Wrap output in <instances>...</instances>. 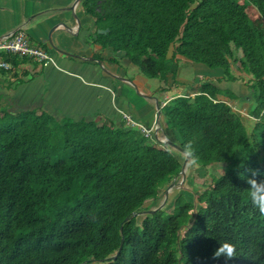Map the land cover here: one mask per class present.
Returning a JSON list of instances; mask_svg holds the SVG:
<instances>
[{
    "label": "trees",
    "instance_id": "trees-1",
    "mask_svg": "<svg viewBox=\"0 0 264 264\" xmlns=\"http://www.w3.org/2000/svg\"><path fill=\"white\" fill-rule=\"evenodd\" d=\"M242 1L82 0L97 30H109L95 40L99 58L117 48L162 81L179 58L223 70L217 83L244 80L237 65L250 77L253 129L234 109L241 98L213 81L168 101L173 143L191 142L198 169L224 173L198 208L182 191L171 209L133 217L160 207L182 153L124 123L0 107V264H224L212 254L225 241L238 248L230 264H264V216L247 195L253 171L264 179V0Z\"/></svg>",
    "mask_w": 264,
    "mask_h": 264
},
{
    "label": "crops",
    "instance_id": "crops-1",
    "mask_svg": "<svg viewBox=\"0 0 264 264\" xmlns=\"http://www.w3.org/2000/svg\"><path fill=\"white\" fill-rule=\"evenodd\" d=\"M75 1L0 0V39L23 29L30 45L45 51L55 62L44 66L31 58L0 51V59L13 66L12 71L0 69V106L2 102L12 113L48 112L58 119L94 120L100 124L110 120L117 125L125 124L121 115L125 112L149 129L157 123L159 140L179 144L180 135L156 108L157 103L161 110L168 101L183 95L180 91L169 95L171 89L178 91L190 80L193 84L213 81L243 100L245 92L249 93L247 81L217 83L223 78V71L204 77L196 64L182 62L183 58L176 61L175 75L168 76L165 87L135 82L136 78H142L140 74H145L144 70L126 58L124 52L114 48L102 53V58L97 56L101 53V46L95 41L98 30L81 3L73 12L69 10ZM55 48L80 58L65 57ZM13 60L18 64L14 65ZM155 94L164 96L161 103ZM162 121L171 128L169 136L161 135Z\"/></svg>",
    "mask_w": 264,
    "mask_h": 264
},
{
    "label": "rangeland",
    "instance_id": "rangeland-1",
    "mask_svg": "<svg viewBox=\"0 0 264 264\" xmlns=\"http://www.w3.org/2000/svg\"><path fill=\"white\" fill-rule=\"evenodd\" d=\"M241 2H243V1L241 0ZM248 14L253 19L258 17V11L256 10V8L254 6H250L248 8ZM98 31H97V33H98ZM235 55L238 58L241 57V55L238 54L237 52L235 53ZM181 61L187 62V61H185V59H181ZM233 66L235 69V73L239 77L244 78V80L242 79L241 81L242 82L248 81V77H247L248 75L241 72L238 69L237 65H233ZM196 67L198 68V70L201 74H204V77H206L207 75H214L216 73L221 74V72L223 71L221 69H209V68L202 66V65H197ZM140 76L142 78H136L134 81L137 83H141V81H143L145 83V81H146V83L148 85H152V86H155L157 88L166 86V83L164 82L165 80L162 81V80H158V79H151V78L147 77L145 74H140ZM128 77H129V74H128L127 78ZM122 78H125V77H122ZM203 80H205V79H203ZM130 81L136 86V84L132 80H130ZM203 83H205V82H203ZM184 86H183V88H181L178 91H176V89H173V90L171 89V92L169 93V95L170 94L173 95L179 91L182 92L183 95L197 91V90H199L200 83L199 84H193V81L190 80V81L186 82V84ZM156 97H159L160 103L162 102V100L164 98V96H158V95H156ZM234 102H235V104H234L235 107L238 109V110H236L237 113L242 118V120L245 123V125L247 126L249 132L252 131L254 124H253L252 118L250 117V114L252 113L253 109L256 106V103L253 99V93L249 90V93L245 92L244 100L238 99L236 101H232V103H234ZM2 105L3 104L1 102L0 107L2 109H5V106L4 105L2 106ZM238 111H244V112L239 113ZM165 124L166 123L162 121L163 128H162L161 135L167 134L169 136L171 128H170V126H168V125L166 126ZM145 127L148 128V126H146V125H145ZM184 157L185 156L182 154H180V156H179V158L181 159V161L183 163L185 161ZM223 173H224V167H222V166H220V167L219 166H213V167H210L207 169H198L197 166H192L189 163L187 165L185 175L180 176V179L174 184V188L169 193L168 199L166 200V201H168V205L170 204L168 209L172 208V204L174 203L175 198L182 191H183L182 193L185 194L187 199L189 201L193 202L195 204V206L198 208V206H199V202H198L199 195L205 190L206 187L211 186L214 183V180L217 179V177H220ZM165 198H166V196H165ZM164 201H165V199L162 201V203H164ZM147 206H150V203ZM93 264H104V263H101V262L98 263L97 262V263H93Z\"/></svg>",
    "mask_w": 264,
    "mask_h": 264
},
{
    "label": "built area",
    "instance_id": "built-area-1",
    "mask_svg": "<svg viewBox=\"0 0 264 264\" xmlns=\"http://www.w3.org/2000/svg\"><path fill=\"white\" fill-rule=\"evenodd\" d=\"M0 51L7 52L8 54L31 58L37 62L43 63L44 66L55 64L54 59L45 51L34 48L30 45L23 29L11 32L7 36L1 38ZM0 69L5 71H12L13 66L5 62L3 59H0ZM214 102L216 103V101ZM121 115L127 128L137 129L146 137L154 138L156 133L159 131V126L157 125V123L154 127L148 129L137 122L130 114L121 112Z\"/></svg>",
    "mask_w": 264,
    "mask_h": 264
},
{
    "label": "clouds",
    "instance_id": "clouds-1",
    "mask_svg": "<svg viewBox=\"0 0 264 264\" xmlns=\"http://www.w3.org/2000/svg\"><path fill=\"white\" fill-rule=\"evenodd\" d=\"M185 159L189 163L195 166L198 162V157L195 155V150L192 143L189 142L185 146ZM260 174L256 171L252 172L251 177L247 178V195L254 208L258 210L260 215L264 216V179H257ZM238 258L237 245L230 241L219 243V246L214 250L212 254L213 260H222L224 264H230V262Z\"/></svg>",
    "mask_w": 264,
    "mask_h": 264
},
{
    "label": "water",
    "instance_id": "water-1",
    "mask_svg": "<svg viewBox=\"0 0 264 264\" xmlns=\"http://www.w3.org/2000/svg\"><path fill=\"white\" fill-rule=\"evenodd\" d=\"M82 0H76L74 2V4L71 6V8L69 9L71 12L74 11L76 5H78L79 3H81ZM67 27V26H66ZM68 28V27H67ZM69 29V28H68ZM109 32V30H99L98 31V34L100 35H106L107 33ZM55 51L58 52L59 54L65 56V57H68V58H80L79 56L75 55V54H70V53H67V52H64V51H61L57 48H55ZM156 108L158 110V113L160 115L161 113V110H160V104L157 103L156 104ZM155 138H156V141H158L159 143L161 144H168V146L174 148L175 150L179 151L180 153H182L183 155H185V152L183 149H181L178 145L174 144L173 142L171 141H168V142H163L161 140H159L158 138V132L156 133L155 135ZM189 164V161L185 159L184 163H183V167H182V172H181V175H185L186 173V168H187V165ZM174 188V184H172L168 190L166 191V198H165V201L164 203H162L160 205V207H158L157 209H152V210H149V211H145V212H142V213H138V214H134L133 217L135 216H141V215H151L153 213H155L157 210H160L164 207L165 203L167 202L166 200L168 199V196H169V193L171 192V190ZM130 219H126L125 222H128ZM122 229V228H121ZM123 230V229H122ZM116 256L112 257L111 259H114Z\"/></svg>",
    "mask_w": 264,
    "mask_h": 264
},
{
    "label": "bare ground",
    "instance_id": "bare-ground-1",
    "mask_svg": "<svg viewBox=\"0 0 264 264\" xmlns=\"http://www.w3.org/2000/svg\"><path fill=\"white\" fill-rule=\"evenodd\" d=\"M189 167V166H188Z\"/></svg>",
    "mask_w": 264,
    "mask_h": 264
}]
</instances>
